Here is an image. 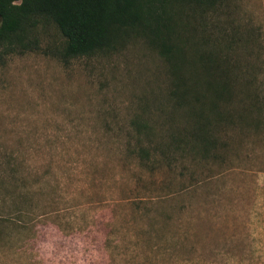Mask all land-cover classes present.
<instances>
[{
  "label": "rangeland",
  "instance_id": "obj_1",
  "mask_svg": "<svg viewBox=\"0 0 264 264\" xmlns=\"http://www.w3.org/2000/svg\"><path fill=\"white\" fill-rule=\"evenodd\" d=\"M227 4L204 29L261 125L237 118L217 156L163 159L187 121L142 39L63 59L50 26L0 61V264H264V0Z\"/></svg>",
  "mask_w": 264,
  "mask_h": 264
},
{
  "label": "trees",
  "instance_id": "obj_2",
  "mask_svg": "<svg viewBox=\"0 0 264 264\" xmlns=\"http://www.w3.org/2000/svg\"><path fill=\"white\" fill-rule=\"evenodd\" d=\"M228 1L0 0V61L39 49L41 32L50 26L61 35L57 53L63 59L105 52L126 38L142 39L164 63L168 96L187 121L178 134L169 135L166 150H161L163 159H172L170 148L217 156L228 145L222 129L233 126L237 118L254 129L261 125L259 117L250 119L233 107L240 93L235 71L228 54H220L215 38L204 29L208 14ZM133 124L137 153L149 165L151 149L141 144L147 124L137 118Z\"/></svg>",
  "mask_w": 264,
  "mask_h": 264
}]
</instances>
